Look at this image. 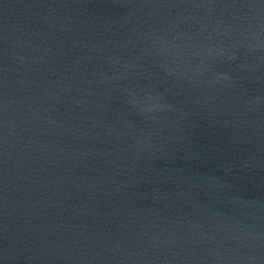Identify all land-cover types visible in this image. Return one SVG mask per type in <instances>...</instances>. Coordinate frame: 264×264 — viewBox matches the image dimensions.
<instances>
[{
    "label": "water",
    "instance_id": "obj_1",
    "mask_svg": "<svg viewBox=\"0 0 264 264\" xmlns=\"http://www.w3.org/2000/svg\"><path fill=\"white\" fill-rule=\"evenodd\" d=\"M0 264H264V0H0Z\"/></svg>",
    "mask_w": 264,
    "mask_h": 264
}]
</instances>
